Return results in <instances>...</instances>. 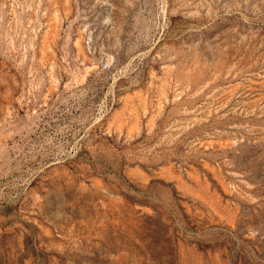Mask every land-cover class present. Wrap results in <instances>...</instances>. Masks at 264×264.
Instances as JSON below:
<instances>
[{
	"label": "rangeland",
	"instance_id": "obj_1",
	"mask_svg": "<svg viewBox=\"0 0 264 264\" xmlns=\"http://www.w3.org/2000/svg\"><path fill=\"white\" fill-rule=\"evenodd\" d=\"M0 264H264V0H0Z\"/></svg>",
	"mask_w": 264,
	"mask_h": 264
}]
</instances>
